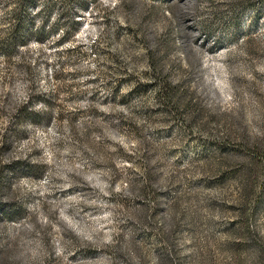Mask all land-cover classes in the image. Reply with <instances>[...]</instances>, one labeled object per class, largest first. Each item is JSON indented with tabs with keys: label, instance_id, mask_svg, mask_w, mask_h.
Masks as SVG:
<instances>
[{
	"label": "rangeland",
	"instance_id": "374dc122",
	"mask_svg": "<svg viewBox=\"0 0 264 264\" xmlns=\"http://www.w3.org/2000/svg\"><path fill=\"white\" fill-rule=\"evenodd\" d=\"M0 253L264 264V0H0Z\"/></svg>",
	"mask_w": 264,
	"mask_h": 264
},
{
	"label": "trees",
	"instance_id": "16d2710c",
	"mask_svg": "<svg viewBox=\"0 0 264 264\" xmlns=\"http://www.w3.org/2000/svg\"><path fill=\"white\" fill-rule=\"evenodd\" d=\"M31 114H32L33 116H34V115L39 116V115H38L39 113H37V112H31ZM34 117H36V116H34ZM7 263H8L7 259L2 258V257H1V253H0V264H7Z\"/></svg>",
	"mask_w": 264,
	"mask_h": 264
}]
</instances>
